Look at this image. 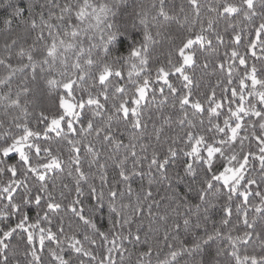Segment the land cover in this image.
I'll use <instances>...</instances> for the list:
<instances>
[{
    "label": "snow or ice",
    "instance_id": "1",
    "mask_svg": "<svg viewBox=\"0 0 264 264\" xmlns=\"http://www.w3.org/2000/svg\"><path fill=\"white\" fill-rule=\"evenodd\" d=\"M0 264H264V0H0Z\"/></svg>",
    "mask_w": 264,
    "mask_h": 264
},
{
    "label": "trees",
    "instance_id": "2",
    "mask_svg": "<svg viewBox=\"0 0 264 264\" xmlns=\"http://www.w3.org/2000/svg\"><path fill=\"white\" fill-rule=\"evenodd\" d=\"M201 75L199 70H197V76ZM205 82H210L212 84H215L216 82V77H205ZM202 90H203V84H202Z\"/></svg>",
    "mask_w": 264,
    "mask_h": 264
}]
</instances>
